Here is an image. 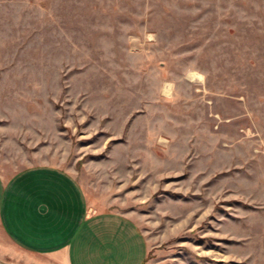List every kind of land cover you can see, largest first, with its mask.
<instances>
[{"label": "rangeland", "instance_id": "1", "mask_svg": "<svg viewBox=\"0 0 264 264\" xmlns=\"http://www.w3.org/2000/svg\"><path fill=\"white\" fill-rule=\"evenodd\" d=\"M35 165L144 264H264V0H0V173Z\"/></svg>", "mask_w": 264, "mask_h": 264}, {"label": "crops", "instance_id": "2", "mask_svg": "<svg viewBox=\"0 0 264 264\" xmlns=\"http://www.w3.org/2000/svg\"><path fill=\"white\" fill-rule=\"evenodd\" d=\"M192 80L187 72L180 78L184 85ZM173 91V82L158 88L163 96ZM147 255L136 223L116 212H90L69 172L35 165L0 173V264H143Z\"/></svg>", "mask_w": 264, "mask_h": 264}, {"label": "trees", "instance_id": "3", "mask_svg": "<svg viewBox=\"0 0 264 264\" xmlns=\"http://www.w3.org/2000/svg\"><path fill=\"white\" fill-rule=\"evenodd\" d=\"M144 264V263H143Z\"/></svg>", "mask_w": 264, "mask_h": 264}]
</instances>
